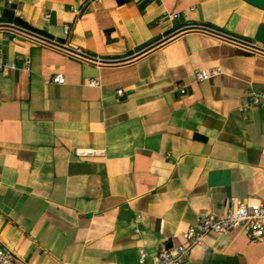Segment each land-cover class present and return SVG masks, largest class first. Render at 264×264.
Returning a JSON list of instances; mask_svg holds the SVG:
<instances>
[{"label": "crops", "instance_id": "crops-1", "mask_svg": "<svg viewBox=\"0 0 264 264\" xmlns=\"http://www.w3.org/2000/svg\"><path fill=\"white\" fill-rule=\"evenodd\" d=\"M5 10L50 35L0 29V58L17 66L0 71V243L20 262L139 264L143 247L152 264L199 215L224 214L231 199L264 207V108L242 110L264 91V54L236 42L264 49L263 10L0 0ZM200 71L220 74L199 82ZM225 169L230 199L209 186ZM188 264H264V241L244 228L211 234Z\"/></svg>", "mask_w": 264, "mask_h": 264}, {"label": "built area", "instance_id": "built-area-1", "mask_svg": "<svg viewBox=\"0 0 264 264\" xmlns=\"http://www.w3.org/2000/svg\"><path fill=\"white\" fill-rule=\"evenodd\" d=\"M77 15H80V10H75ZM49 17V14L47 15ZM177 17V15H175ZM0 29L12 31L15 34L22 35L33 39L34 41L42 44H49L48 40L38 34H28L23 31H18L14 24H8L2 19L0 14ZM70 30L66 29V34H69ZM236 41V40H235ZM246 49L264 54V49H258L249 43L236 41ZM68 51V50H67ZM70 52V51H68ZM72 53L74 56L91 60L89 57H85L81 53ZM99 62V61H98ZM5 69L15 70L16 64L6 63L0 58V71ZM220 74V71H200L196 74V79L199 82L206 81L212 77ZM53 83L65 84V78L59 74L53 78ZM95 82H91L90 85H95ZM184 93V91H182ZM119 95L123 94V91L118 92ZM249 104L242 108L243 111H247L250 108H264V91L252 90L249 93ZM1 220V218H0ZM246 229L248 239L253 243L264 241V207L259 203H252L247 201L236 202L231 199L230 206L224 214L207 213L199 215L196 223L189 227L182 235L183 243L175 250H162L157 255L152 264H188L189 254L191 249L196 246H200L204 243L205 238L211 234L229 235L239 229ZM138 232V231H137ZM139 264H147L148 254L143 247H140L138 251ZM0 264H24L20 262L13 253L6 249L0 243Z\"/></svg>", "mask_w": 264, "mask_h": 264}, {"label": "water", "instance_id": "water-1", "mask_svg": "<svg viewBox=\"0 0 264 264\" xmlns=\"http://www.w3.org/2000/svg\"><path fill=\"white\" fill-rule=\"evenodd\" d=\"M248 4L264 11V0H244ZM119 4H124L128 2V0H117ZM3 20L4 21H15V26L18 30H21L23 32H26L28 34H40L46 37H50L47 33H44L42 31L36 30L33 27H31L28 23L23 21L20 18H15V15L12 11L10 10H5L3 14ZM21 28V29H20ZM191 30V29H190ZM195 30H207L204 28H195ZM210 31V30H209ZM32 32V33H31ZM213 32V31H210ZM223 36V35H222ZM257 41L258 43H261L264 45V25L260 27L258 36H257ZM75 53V52H73ZM197 140H205L204 137L200 135H195L194 137ZM209 186L210 188H217V187H222L226 191L227 197L230 199L232 196L231 193V178H230V171L225 169V170H219V171H214L210 174L209 177Z\"/></svg>", "mask_w": 264, "mask_h": 264}]
</instances>
